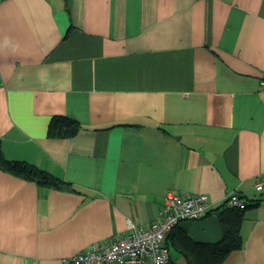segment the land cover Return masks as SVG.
<instances>
[{
    "label": "crops",
    "instance_id": "crops-1",
    "mask_svg": "<svg viewBox=\"0 0 264 264\" xmlns=\"http://www.w3.org/2000/svg\"><path fill=\"white\" fill-rule=\"evenodd\" d=\"M264 0H0V264H62L161 217L167 191L246 201L240 249L264 264ZM54 115L80 124L47 136ZM174 264H186L179 255Z\"/></svg>",
    "mask_w": 264,
    "mask_h": 264
},
{
    "label": "built area",
    "instance_id": "built-area-1",
    "mask_svg": "<svg viewBox=\"0 0 264 264\" xmlns=\"http://www.w3.org/2000/svg\"><path fill=\"white\" fill-rule=\"evenodd\" d=\"M264 90V72L259 78ZM254 190L262 194L264 204V174L255 178ZM223 204L243 210L246 201L236 192H229ZM212 210L205 194H180L169 190L164 196L159 220L144 228L129 224L128 232L109 242H93L85 249L66 257L62 264H174L165 240L171 230L182 221L201 220Z\"/></svg>",
    "mask_w": 264,
    "mask_h": 264
},
{
    "label": "trees",
    "instance_id": "trees-1",
    "mask_svg": "<svg viewBox=\"0 0 264 264\" xmlns=\"http://www.w3.org/2000/svg\"><path fill=\"white\" fill-rule=\"evenodd\" d=\"M79 128L80 124L75 119L65 115H54L48 123L47 136L69 138L74 136ZM0 170L48 189L78 192L71 183L26 161L8 160L0 155ZM211 214L217 215L221 222L225 235L223 241L218 244L196 243L178 224L165 240L170 252L174 251L182 256L186 264H221L229 252L240 249L243 240L239 233V224L243 211L222 204L220 207L212 209L208 215Z\"/></svg>",
    "mask_w": 264,
    "mask_h": 264
},
{
    "label": "water",
    "instance_id": "water-1",
    "mask_svg": "<svg viewBox=\"0 0 264 264\" xmlns=\"http://www.w3.org/2000/svg\"><path fill=\"white\" fill-rule=\"evenodd\" d=\"M179 227L196 243L218 244L225 237L221 222L215 214L201 220L182 221Z\"/></svg>",
    "mask_w": 264,
    "mask_h": 264
},
{
    "label": "rangeland",
    "instance_id": "rangeland-1",
    "mask_svg": "<svg viewBox=\"0 0 264 264\" xmlns=\"http://www.w3.org/2000/svg\"><path fill=\"white\" fill-rule=\"evenodd\" d=\"M170 256H172L174 259H177L179 257V254H177L176 252L174 251H171L170 252Z\"/></svg>",
    "mask_w": 264,
    "mask_h": 264
}]
</instances>
